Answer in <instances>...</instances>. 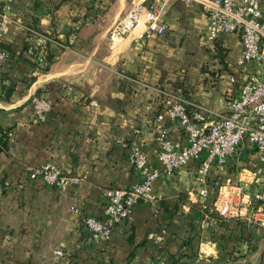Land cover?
<instances>
[{
	"label": "crops",
	"instance_id": "obj_1",
	"mask_svg": "<svg viewBox=\"0 0 264 264\" xmlns=\"http://www.w3.org/2000/svg\"><path fill=\"white\" fill-rule=\"evenodd\" d=\"M137 1L13 4L4 38L10 53L0 64V94L2 84L14 86L9 100L0 99V128H11L8 151L0 154V264H264V212L259 210L264 200L255 199L264 194V183L250 148L227 166L213 165L208 199L198 193L199 162H192L158 178L154 191L160 199L139 201L108 240L85 238L83 219L102 217L103 191L142 180L129 159L131 142L141 143L151 168L160 167L155 118L161 91L174 90L176 79L191 73L171 69L172 57L185 55L176 43L190 28L207 23L201 5L170 0L162 17L165 35L147 39L141 26L112 42L110 29ZM230 37L239 55V36ZM223 74L200 73L207 91L187 79L194 98L209 109L222 110L229 95L238 93L236 85L220 80ZM34 93L52 101L44 122L33 120L29 99ZM171 127L174 139L184 136ZM45 162L79 176V182L61 189L27 176V165ZM223 202L231 204V215L218 213ZM151 232L163 234V241L149 239ZM56 248L63 250L58 258Z\"/></svg>",
	"mask_w": 264,
	"mask_h": 264
},
{
	"label": "built area",
	"instance_id": "obj_2",
	"mask_svg": "<svg viewBox=\"0 0 264 264\" xmlns=\"http://www.w3.org/2000/svg\"><path fill=\"white\" fill-rule=\"evenodd\" d=\"M16 0H0V44L13 22L12 8ZM155 1V2H154ZM138 0L124 13L109 31L110 40H121L137 27H144L142 36L147 39L163 36L168 30L162 18L161 2ZM169 0H164L163 5ZM192 5H201L207 15L205 37L214 42L222 34L240 37L242 50L230 62V80L238 87L237 95H230L222 110H212L201 103L190 102L172 90L161 91L162 108L156 115L158 168H151L149 155L141 143L134 141L130 147V162L143 177L129 187L107 188L103 191L102 217L88 216L83 219L89 241L104 242L111 236L118 220L128 218L135 205L141 201L153 202L160 199L154 191L155 181L163 175L172 176L184 166L199 162V195L208 199L211 194L210 176L213 165L227 166L241 150L252 149L260 163L259 174L264 183V4L263 0H181ZM9 53L0 45V64ZM40 56L38 61L43 62ZM33 120L44 122L51 112L52 101L42 94L30 96ZM91 104L97 106L95 100ZM180 128L183 137L174 139L172 125ZM135 127L136 135L141 133ZM27 176L40 178L48 185L65 189L70 183H78L79 176L68 175L52 162L27 165ZM255 199L264 200V194H255ZM206 207V206H205ZM264 212V206H259ZM221 216L231 215L230 203L218 205ZM149 239L162 242L163 234L151 232ZM54 257L63 255L61 248L53 251Z\"/></svg>",
	"mask_w": 264,
	"mask_h": 264
},
{
	"label": "rangeland",
	"instance_id": "obj_3",
	"mask_svg": "<svg viewBox=\"0 0 264 264\" xmlns=\"http://www.w3.org/2000/svg\"><path fill=\"white\" fill-rule=\"evenodd\" d=\"M159 2H161L160 7H161V11L163 12L162 13V17H163V15L165 14V10L167 11V6L169 5V3L163 5L164 0H159ZM168 2H170V0ZM152 3L153 2H150V3H147V4L151 5ZM205 31H206V25H205L204 28L196 30V32H194V35H193V39L194 40L193 41L195 42V46H192L190 48H189L190 43L187 42V41L183 42L182 39H181L177 43L175 42L177 45L180 44L179 47L184 49L185 51L186 50H188V51L190 50L191 51V50L195 49L196 53L191 55V56H194V57L190 56L187 59H186L187 55H185V56L183 55L181 57H172L173 58L172 61H171L172 64L170 65L172 70H175V71L176 70H180L181 72H183L182 70L186 69V67L183 65V62L185 64L191 65V64H189L191 62V60L194 61L193 66H191L189 69H187L185 71V73L191 72L190 75H189L190 78H187L185 76L186 77V81H187V79H189V81L194 82L197 87H200V88L203 87L202 88L203 90H206V87L208 86V84H206V85H202L201 84L202 80H203V76H200L201 72H200L199 67L197 66V64L200 63V62H203V64H205L204 67H206L207 72H209L208 70H215V69L221 68V66H222L221 57H223V59H224L225 55H227L226 59L230 63L233 60L234 57L236 58V55H237V50L234 47H231V44H232L230 42L231 34H222L218 38L219 40H223L225 42V44L229 47V49L223 50V51H226V53H224L217 46V40L218 39L215 40L214 42H209V40L206 39V37H205ZM239 39H240V37H239ZM239 41H241V40H239ZM183 43H185V45ZM187 45H189V46H187ZM224 73H225V74H223L224 77H222L220 80L225 79V81L230 83L231 82L230 73L227 72V71L224 72ZM209 74H211V73L209 72ZM207 76L209 77L211 75H207ZM207 82L209 83V81H207ZM227 82H225L224 84H227ZM224 84L219 85L218 89L221 90ZM165 90H171V88L167 87ZM205 96H206V99L209 98V95H205ZM200 97H202V95H200ZM229 97H230V95H229ZM202 98H204V96ZM198 101L202 105H204L205 107H207L209 105V104H207V103H205L203 101H200V100H198ZM196 186L200 187L199 174L197 176ZM195 191L197 192V190H195ZM217 208H218V206H217Z\"/></svg>",
	"mask_w": 264,
	"mask_h": 264
},
{
	"label": "trees",
	"instance_id": "obj_4",
	"mask_svg": "<svg viewBox=\"0 0 264 264\" xmlns=\"http://www.w3.org/2000/svg\"><path fill=\"white\" fill-rule=\"evenodd\" d=\"M263 4H264V0H263ZM188 28V27H186ZM189 29V28H188ZM194 32H196L195 30H193L192 28H190V30H188L186 33L183 34L182 36V41L183 42H189L190 43V47L192 46H195V42L193 41V35H194ZM219 38V37H218ZM217 38V39H218ZM216 39V40H217ZM219 41V42H218ZM185 45V43H183ZM1 47L6 50L8 53L9 52V49L8 47L5 45L4 42H2L1 44ZM217 46L218 48H220L221 51L225 50V49H229V47L225 44V42L223 40H217ZM224 53H226V51H223ZM196 51L195 49L194 50H186L185 51V55H187L186 59L188 57H190L191 55L195 54ZM184 55V56H185ZM9 56V55H8ZM226 56L225 55V58L223 59V57H221V63H222V66L221 68L219 69H215V70H208L211 74H209V72H207L206 70V67H204L205 64H203V62H200L197 64V66L199 67V70L201 73H208V75H211L212 77H216L218 73H221V72H229L230 74L232 73V69H231V66H230V63L229 61L226 59ZM45 59L47 60L48 64H50L52 62V58L53 56L48 52L46 54V56H44ZM191 57H194V56H191ZM7 60V59H6ZM191 60V59H190ZM193 63L194 61L191 60V62L189 64L191 65H188V64H185L183 62V65L186 67V69H184L185 71L187 69H189L191 66H193ZM48 66H44L42 69L43 70H48ZM176 87L179 89H176ZM173 89H171L172 91L176 92V90H178L176 93L178 95H180L182 98L186 99L187 101H190V102H196V103H200L197 99L194 98V95L192 94L194 92L193 89H191V86H189V84H187V81H186V77H178L176 79V82L173 83ZM176 89V90H175ZM14 91V86L12 83L8 84V85H1V94H0V99L1 100H4V101H7L9 100V97L10 95L12 94V92ZM47 120V119H46ZM45 120V121H46ZM11 132V128L10 127H6V128H0V154L3 153V152H7L8 151V147L10 145V142H9V133ZM131 144L132 142L130 143L129 145V150H130V147H131ZM130 152L129 151V159H130ZM69 175V174H68ZM76 185V183H70L67 185L66 189L69 188V187H72ZM88 217V216H86ZM85 218V217H84ZM126 219V218H124ZM83 223V222H82ZM117 224V223H116ZM115 224V225H116ZM115 227V226H114ZM114 229V228H113ZM113 231V230H112ZM112 234V233H111ZM149 238V237H148ZM254 246V245H253ZM252 248V247H250ZM239 257V256H238ZM237 258V257H236Z\"/></svg>",
	"mask_w": 264,
	"mask_h": 264
}]
</instances>
